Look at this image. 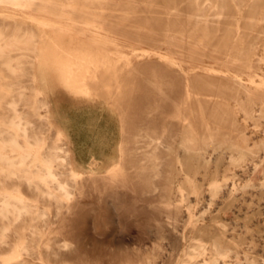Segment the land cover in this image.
<instances>
[{
  "label": "bare ground",
  "instance_id": "obj_1",
  "mask_svg": "<svg viewBox=\"0 0 264 264\" xmlns=\"http://www.w3.org/2000/svg\"><path fill=\"white\" fill-rule=\"evenodd\" d=\"M0 2L53 18L35 20L39 27L65 29L60 17L66 3ZM85 23L96 29L109 25L92 19ZM93 37L97 43L103 38ZM36 42L32 35L14 39L0 47V57L12 51L19 53V60L38 57ZM90 60L81 67L89 69L94 64ZM21 62L8 61L17 80L23 73ZM239 62L250 64L229 61ZM29 82L34 86L36 78ZM83 84L77 81L73 88L86 93ZM148 84L154 107L132 117L128 109L122 112L125 139L120 162L97 177L73 168L63 141H47L44 130L49 119L40 113L46 105L40 93L33 87L37 98L31 102L20 82L15 88L6 85L17 98L0 100L4 111L0 114V264H264V98L248 93L230 103L219 89L212 94L197 89L191 80L170 83L168 88L159 82ZM179 87L182 90L176 94ZM111 88L108 80L104 92L111 96ZM21 103L24 109L19 108ZM6 149L10 158L2 155ZM19 152L23 156L17 157ZM182 214L186 219L178 227ZM116 225L123 227L126 238L112 244ZM146 237L155 238V246L148 248ZM165 240L176 251L185 246L183 254H166Z\"/></svg>",
  "mask_w": 264,
  "mask_h": 264
},
{
  "label": "rangeland",
  "instance_id": "obj_2",
  "mask_svg": "<svg viewBox=\"0 0 264 264\" xmlns=\"http://www.w3.org/2000/svg\"><path fill=\"white\" fill-rule=\"evenodd\" d=\"M45 3L57 6L66 3L65 14L60 17L65 27L63 32L35 24L37 19L49 22L53 19L51 16L0 2V47L32 35L37 40L35 47L40 50L38 57L30 56L24 60H19L17 51L6 52L0 57V88H4L0 91V100L10 102L17 98L16 92L7 91L6 85L11 83L15 88L18 81L27 88L25 97L34 102L37 98L32 91L34 87L46 103L40 113L49 119L44 130L49 136L47 141H63L73 168L87 176H102L111 164L120 162V147L125 139L122 112L128 109L132 117L154 107L155 98L149 81L163 83L168 88L170 83L183 84L191 80L197 89L206 88L212 94L219 89L230 103L233 98L245 99L248 93L256 99L264 98V0H44ZM79 15L86 20L78 18ZM91 19L110 27L96 29L85 23ZM206 22L207 26H203ZM94 34L103 37L99 44L93 39ZM169 41L171 45H168ZM101 45L106 53L101 51ZM80 49L83 53L87 50L83 54ZM89 59H93L95 65L82 68L81 64L86 66ZM8 61H23L19 65L23 73L18 80L11 73ZM229 61H250V64H231ZM93 65H98L100 70ZM83 71L85 78L80 79ZM99 71H105L104 75ZM91 74L97 82L91 79ZM32 77L36 78L34 86L29 82ZM75 78L78 83L84 82L83 85L88 86L87 95L75 90ZM108 80L113 85L111 96L104 92ZM181 90L179 87L176 94ZM23 104L20 109L25 108ZM2 112L0 108V114ZM129 124L127 122V128ZM2 155L12 156L8 149L3 150ZM18 156L23 154L19 152ZM94 159L97 163L91 164ZM5 170L6 177L8 169ZM185 219L184 214L179 217L178 227ZM122 228L116 225L110 243L126 238ZM154 240L145 238L148 248L155 246ZM169 243V240L162 242L166 254L172 256L176 252L172 257L183 254L185 246L179 252Z\"/></svg>",
  "mask_w": 264,
  "mask_h": 264
},
{
  "label": "crops",
  "instance_id": "obj_3",
  "mask_svg": "<svg viewBox=\"0 0 264 264\" xmlns=\"http://www.w3.org/2000/svg\"><path fill=\"white\" fill-rule=\"evenodd\" d=\"M93 163H97V161H95V159H94L93 162H92L91 164H93Z\"/></svg>",
  "mask_w": 264,
  "mask_h": 264
}]
</instances>
